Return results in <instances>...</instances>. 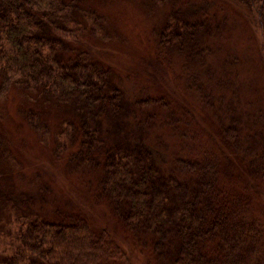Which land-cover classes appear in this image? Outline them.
Segmentation results:
<instances>
[{"label":"trees","instance_id":"1","mask_svg":"<svg viewBox=\"0 0 264 264\" xmlns=\"http://www.w3.org/2000/svg\"><path fill=\"white\" fill-rule=\"evenodd\" d=\"M221 1L245 17L264 11V0ZM91 2L0 0V231L6 220L18 224L0 264H135L136 255L143 264H264L262 215L249 213L254 201L264 208V161L235 155L236 131L225 137L219 125L229 142L221 153L236 184L199 178L180 187L143 136L163 98L127 102L110 64L92 47L114 36ZM182 13L171 12L154 33L157 56L179 52L194 39L191 29L204 26L187 29ZM54 110L60 113L55 130ZM10 122L15 133L21 130L19 139L32 137L42 153L31 159L39 161L28 180L32 192L14 177L21 163L13 157L18 145ZM54 141L64 152L59 159ZM60 158L67 168L84 165L96 175L88 197L92 207L104 206L105 221L93 220L82 205L54 210L50 169L54 160L63 168Z\"/></svg>","mask_w":264,"mask_h":264},{"label":"rangeland","instance_id":"2","mask_svg":"<svg viewBox=\"0 0 264 264\" xmlns=\"http://www.w3.org/2000/svg\"><path fill=\"white\" fill-rule=\"evenodd\" d=\"M96 1L91 3L114 39L94 41L92 47L110 64L112 82L127 94V102L163 98L155 108V118L145 123L143 136L160 153L162 167L181 182L180 187L199 178L214 185L236 184L237 179H230L235 169L221 153L229 142L220 137L219 125L225 128V137L229 136L228 130L234 134L236 131V149L234 138L230 143L235 155L255 165L264 161V59L260 55V47H264V11L257 16L254 10L244 18L221 0H185L187 4L180 0L174 6L167 0H151L149 6L144 0ZM175 8L183 11L187 29L202 21L204 26L191 29L195 37L182 50L159 57L154 33ZM120 110L116 123L122 120ZM59 116L54 110V130ZM126 126L131 128L129 123ZM10 129L18 145L13 157L21 163L14 177L32 192L28 180L39 161L31 163V159H41L42 153L32 137L19 139L21 130L15 133V123L10 122ZM60 149L54 141L58 159L64 156ZM243 158H237L239 164L245 163ZM60 160L63 168L59 169L54 160V169H50L54 210L56 206H68L78 211L76 207L82 205L93 220L105 221L108 213L104 206L92 207L88 197L96 185V175L75 163L68 169V160ZM261 185L264 187L263 179ZM249 213L262 215L264 224V208L256 201L251 203ZM17 227V223L10 226L7 220L1 227L0 252L10 248V234ZM115 230L122 232L119 226ZM141 258L136 255L135 264H143Z\"/></svg>","mask_w":264,"mask_h":264}]
</instances>
